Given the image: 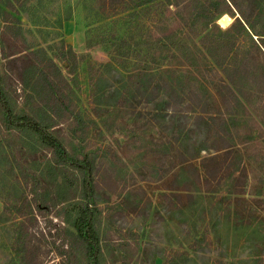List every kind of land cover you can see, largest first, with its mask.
<instances>
[{
  "label": "rangeland",
  "instance_id": "374dc122",
  "mask_svg": "<svg viewBox=\"0 0 264 264\" xmlns=\"http://www.w3.org/2000/svg\"><path fill=\"white\" fill-rule=\"evenodd\" d=\"M147 1L0 0L2 87L14 112L45 121L70 155L93 162L101 264H264V56L242 36L224 73L193 49L192 30L179 32L184 11ZM226 14L222 29L234 21ZM68 45L74 65L62 59ZM47 57L63 74L61 112L34 84ZM149 71L188 97L180 110L158 115L151 107L162 102L134 96ZM2 116L0 264H84L71 234V207L85 202L80 172Z\"/></svg>",
  "mask_w": 264,
  "mask_h": 264
},
{
  "label": "trees",
  "instance_id": "16d2710c",
  "mask_svg": "<svg viewBox=\"0 0 264 264\" xmlns=\"http://www.w3.org/2000/svg\"><path fill=\"white\" fill-rule=\"evenodd\" d=\"M154 1L155 0H148L147 2ZM153 4L164 5L173 15L184 11L183 14L185 17L183 21L179 22V32L185 33L184 31L186 30H192V36L196 38V41H193V49L209 52L213 64L224 73H226L228 68L232 65L233 54H231V52L236 49V46H240L237 45V40L242 36L250 38V40L256 44L258 52L260 51L264 56V26L259 27L257 25L259 24L257 23V17H264L260 8L261 0H157ZM224 13H229L231 16H234V21L229 27L222 29L217 24V19ZM235 13L237 15H235ZM217 30H220L219 34L222 38L215 36ZM254 35L257 36L255 38L257 42H255L253 38ZM223 37H226V39ZM179 40L180 39H178V41ZM164 42L165 39L162 38L158 39L156 43L161 45ZM40 50L41 49H36L35 51H30V53H36ZM67 53L68 55L65 53L62 54V59L67 63L70 59H73L74 65L75 55L70 46ZM13 54H15V52L6 54L5 57L8 58L9 61L18 60V56L10 57ZM45 61V67H53L55 74H50L45 67H42L36 77L37 82L34 84L38 82H43V84H45V86L42 87L41 94L45 95L48 101L47 104L53 112H61L62 110L59 108H68V104H66V99L61 90L55 87V78L56 76L63 77V74L51 58L47 57ZM117 73L121 75L120 77L123 76L120 72ZM221 76L223 84L229 87L230 82H232L231 79H229V82L227 77H224L222 74ZM2 82L3 75L0 72V109L3 115L4 126L7 129H19L21 131L33 133L43 145L51 150L56 163L67 164L80 172L82 186L81 195L82 198L85 199V202H75L71 207V209L75 211L71 221V226L73 227L71 234L75 241L83 246L85 254L84 264H101L103 255L99 233L96 229V215L93 207L90 206L92 202L90 201V196L92 195L93 162L87 156L78 158L70 155L64 143L48 129L49 125L45 123V121L39 120L28 113L14 112L7 94L2 87ZM145 82L135 83L136 91L134 92V96L139 91L141 96L147 93V95L142 98L146 103L152 101L156 102V100L162 102L163 105L159 107L155 105L151 107V109L159 111L158 115H163V113L161 114L162 111L165 114L166 111L164 110H166L168 106H172L173 112L176 109L180 110L177 107L174 108V106L183 103L182 101L188 98L186 95L182 94L181 91L177 90V86L174 84L173 80L166 78L160 72H150ZM201 111L205 110L203 109ZM197 114L199 115L201 112ZM174 126H176L179 131H185L184 121ZM19 227L20 232L23 233L26 231L27 225L24 221H20ZM25 259L30 261L31 257L26 256ZM32 260L34 262L33 264H38L34 257H32Z\"/></svg>",
  "mask_w": 264,
  "mask_h": 264
},
{
  "label": "bare ground",
  "instance_id": "6f19581e",
  "mask_svg": "<svg viewBox=\"0 0 264 264\" xmlns=\"http://www.w3.org/2000/svg\"><path fill=\"white\" fill-rule=\"evenodd\" d=\"M217 20H218L220 25H222V26L226 25L227 26V24L230 20V17L226 13H224Z\"/></svg>",
  "mask_w": 264,
  "mask_h": 264
}]
</instances>
